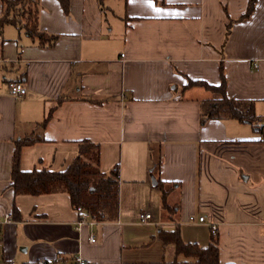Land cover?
I'll return each instance as SVG.
<instances>
[{
  "label": "crops",
  "instance_id": "crops-1",
  "mask_svg": "<svg viewBox=\"0 0 264 264\" xmlns=\"http://www.w3.org/2000/svg\"><path fill=\"white\" fill-rule=\"evenodd\" d=\"M248 1L154 0L164 9L157 11L144 0H105L103 7L68 0L67 8L38 0L39 28L56 35L44 45L4 24L0 213L12 215L1 228L6 259L197 264L163 239L177 226L184 243L205 247L215 237L218 264H264V126L233 118L201 123V102L213 94L186 85L218 84L221 66L227 96L252 101L264 121V0L243 15ZM11 81L26 93L11 95ZM29 135L39 140L21 147V170L62 171L81 140L98 143L100 171L117 166L114 216L96 221L88 213L78 228L66 192L15 193V140ZM160 181L176 205L172 221L161 207ZM139 212L151 218L140 222Z\"/></svg>",
  "mask_w": 264,
  "mask_h": 264
},
{
  "label": "trees",
  "instance_id": "trees-1",
  "mask_svg": "<svg viewBox=\"0 0 264 264\" xmlns=\"http://www.w3.org/2000/svg\"><path fill=\"white\" fill-rule=\"evenodd\" d=\"M67 8L68 0H59ZM103 7L105 0H97ZM255 0H249L243 15L253 8ZM0 31L4 24L12 23L23 30L30 38L37 39L41 45L52 44L56 35L42 31L37 23L38 0H1ZM229 29L227 28V31ZM220 81L210 84L203 80L189 79V85H201L211 91L212 97L201 102L200 122L208 119L233 118L241 122L250 121L258 124L259 117L254 112L253 102L228 97L226 94V79L219 67ZM47 118V117H46ZM259 131H263L260 126ZM264 132V131H263ZM39 140L36 136H26L15 140V150L11 165V186L15 193L40 194L61 190L68 194L74 209H85L96 221L114 216L117 207V166L108 172L99 169V144L90 140H81L77 155L62 171H52L46 168L21 170L19 153L22 146ZM161 192V207L166 219L172 221L176 205H169L167 196L169 187L164 182L158 183ZM215 235V234H213ZM163 239L173 242L176 252L191 255L197 264H218L217 240L212 238L210 243L201 247L196 243H184L178 235V228L164 234Z\"/></svg>",
  "mask_w": 264,
  "mask_h": 264
},
{
  "label": "built area",
  "instance_id": "built-area-1",
  "mask_svg": "<svg viewBox=\"0 0 264 264\" xmlns=\"http://www.w3.org/2000/svg\"><path fill=\"white\" fill-rule=\"evenodd\" d=\"M255 67H257V64H254ZM8 89L9 93L13 96H22L26 93V88L25 86L19 82V81H11L8 83ZM76 212L79 215V222H78V228H80V224L83 220L89 218L88 212L81 208L78 207L76 209ZM137 218L140 222H145L148 221L151 218V214L148 212H139L137 214ZM190 221H193L195 219L194 215H189L188 218ZM197 221L203 222L205 221V216L201 215L198 216ZM12 220V215L9 212L6 213H0V264H92L90 261L87 259L81 257L80 255H74L71 258H58L54 260H49L46 258H39L34 261H30L28 263H21V262H16L14 260L6 259L3 256L2 250H1V228L4 223H7ZM210 230L212 234H215L217 232V226L215 224H210ZM90 242L95 241V237L90 235L89 237Z\"/></svg>",
  "mask_w": 264,
  "mask_h": 264
},
{
  "label": "snow or ice",
  "instance_id": "snow-or-ice-1",
  "mask_svg": "<svg viewBox=\"0 0 264 264\" xmlns=\"http://www.w3.org/2000/svg\"><path fill=\"white\" fill-rule=\"evenodd\" d=\"M144 3L146 4V6L155 9L154 0H144ZM155 10L164 11V9H155Z\"/></svg>",
  "mask_w": 264,
  "mask_h": 264
},
{
  "label": "rangeland",
  "instance_id": "rangeland-1",
  "mask_svg": "<svg viewBox=\"0 0 264 264\" xmlns=\"http://www.w3.org/2000/svg\"><path fill=\"white\" fill-rule=\"evenodd\" d=\"M257 123H258L259 126H264V121H262V122L261 121H257Z\"/></svg>",
  "mask_w": 264,
  "mask_h": 264
},
{
  "label": "water",
  "instance_id": "water-1",
  "mask_svg": "<svg viewBox=\"0 0 264 264\" xmlns=\"http://www.w3.org/2000/svg\"><path fill=\"white\" fill-rule=\"evenodd\" d=\"M245 122L249 123L250 121H245Z\"/></svg>",
  "mask_w": 264,
  "mask_h": 264
}]
</instances>
